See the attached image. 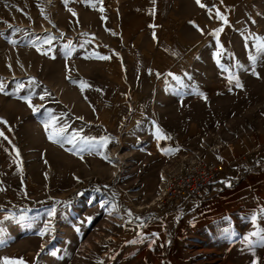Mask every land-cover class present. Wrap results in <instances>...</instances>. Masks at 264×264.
I'll return each mask as SVG.
<instances>
[{
  "label": "rangeland",
  "instance_id": "obj_1",
  "mask_svg": "<svg viewBox=\"0 0 264 264\" xmlns=\"http://www.w3.org/2000/svg\"><path fill=\"white\" fill-rule=\"evenodd\" d=\"M201 3L0 0V130L8 137H0V260L264 264L260 236L243 240L264 229V205L205 214L216 191L264 167V54L253 39L264 38V0ZM221 27L222 50L211 35ZM29 94L38 113L20 98ZM51 116L68 125V137L111 142L82 152L53 143L44 127ZM154 125L170 139L158 141ZM181 157L226 167L197 200L167 211L155 204L158 184Z\"/></svg>",
  "mask_w": 264,
  "mask_h": 264
},
{
  "label": "snow or ice",
  "instance_id": "obj_2",
  "mask_svg": "<svg viewBox=\"0 0 264 264\" xmlns=\"http://www.w3.org/2000/svg\"><path fill=\"white\" fill-rule=\"evenodd\" d=\"M68 2H70V0H65L66 4ZM153 2H154V0H153ZM196 3L202 8L207 7L205 4L201 3V0H196ZM69 11H72V10L69 9ZM212 11H213V9H209L210 13ZM73 15H76V14L73 12ZM215 16L219 20L223 21L225 25L228 24L226 16H224L219 11L218 8L215 9ZM190 23H194V22H190ZM222 31H223V27L218 28V29L214 30L213 33H211V35H214L217 38V47L219 49H221V50H222L223 46L219 44L218 37H219V34ZM253 39L255 40V47H256L258 53L264 54V38L253 37ZM10 42L15 43V41H10ZM39 50L40 49L37 48V51H39ZM221 54H222L221 51H218L217 53L214 54L215 57H216V62L218 64V66L221 68L222 71H228V69L225 68L224 65H222L220 63L219 57L221 56ZM86 58H92V57L89 56V57H86ZM95 58L100 59V60L109 59L108 56H102V55H98V54H97V56ZM250 58L252 60L256 59V57H254V56L250 57ZM9 67H11V66L9 65ZM157 75L159 76L160 74H157ZM168 75L172 76L173 79H176L177 81L180 80V78L179 77H175L174 74L169 73ZM69 79H70V77H69ZM228 79H229V82H231L233 77L230 75L228 77ZM34 84H35V79L32 78L29 81L28 85L20 83V84H17L16 87H17V90L19 91V90H23L26 87H30L31 85H34ZM236 86L242 87V85L239 83L238 79H236ZM4 90H5V85L3 83H0V92H4ZM48 95H50V93H48L45 90L44 93L39 96V99L40 100H44L45 97L48 96ZM20 98L23 99L28 104V107L32 109L33 113H38L40 111V108L42 106H36V105L32 104V102H31V94L23 96V97H20ZM80 119H82V117ZM60 120H61V117L51 116L50 121H46L44 123L45 131L48 133V139L50 141H52L53 143H59L61 146H63L64 143H69V144L73 145V148H76L79 145L80 146L79 147V151L82 152L84 150H88V151H92L94 149L98 150L100 147H104V146H106L107 143L111 142V138H101L99 141H97L96 138L84 137V136L79 135V133H75V132L72 134L71 137H68L66 135L68 125L61 124ZM0 123L7 124V122L3 121L2 118H0ZM50 127L52 129L51 131H49ZM154 127H155V133L154 134H155V136H156L158 141L160 139H170V137H168L158 125H154ZM0 137H3L5 140H8V137L5 135L3 130H0ZM9 143H10V141H9ZM71 150L72 149H69V151H71ZM178 150L179 149H176V151H178ZM15 151H16L17 155H19V150L15 149ZM164 154H168V153L165 152ZM104 158L108 159L107 157H104ZM229 186H231V185L229 184ZM112 210L113 211L116 210V206L115 205H113V209ZM54 214H55V208L50 209L48 211V213H47L48 216H53ZM129 215H131L130 212H129ZM260 215L264 216V209L261 210ZM88 219L90 220L91 218H88ZM136 219L140 220V218H136ZM256 220H257V216H256V214H254L253 217L251 218V221H250L254 225V227L256 226ZM140 226L143 227V222H141ZM48 231H49V229L46 228L45 231H43V232H41L39 234L41 236H43V235L47 234ZM77 231H79V229H77ZM153 235H158V234H153ZM254 236H260V244H261V246H264V229H259L258 231H254L252 233H249L248 235H245L243 237V240L245 242L252 243L251 237H254ZM51 254L55 255L56 253L53 252ZM0 264H24V262H23L22 258L21 259H12V258L5 257L2 260H0ZM253 264H259V261L258 260H254Z\"/></svg>",
  "mask_w": 264,
  "mask_h": 264
},
{
  "label": "built area",
  "instance_id": "obj_3",
  "mask_svg": "<svg viewBox=\"0 0 264 264\" xmlns=\"http://www.w3.org/2000/svg\"><path fill=\"white\" fill-rule=\"evenodd\" d=\"M225 167L219 161L180 159L177 168L167 172L158 184L156 206L171 211L177 202L197 200L209 181Z\"/></svg>",
  "mask_w": 264,
  "mask_h": 264
},
{
  "label": "crops",
  "instance_id": "obj_4",
  "mask_svg": "<svg viewBox=\"0 0 264 264\" xmlns=\"http://www.w3.org/2000/svg\"><path fill=\"white\" fill-rule=\"evenodd\" d=\"M236 184L231 190L223 188L216 191L207 203L212 207L211 211L204 213H210L211 216H222L230 210L241 209V205L248 204L249 207H253L256 202L264 205V167L245 175ZM187 204V201L177 202L171 211H178Z\"/></svg>",
  "mask_w": 264,
  "mask_h": 264
},
{
  "label": "trees",
  "instance_id": "obj_5",
  "mask_svg": "<svg viewBox=\"0 0 264 264\" xmlns=\"http://www.w3.org/2000/svg\"><path fill=\"white\" fill-rule=\"evenodd\" d=\"M257 165H258V163H257V162H254V163L251 164L250 167L253 168V167H256ZM97 190H98L102 195H104V196H106V197H108V198H110V199L113 198V197H112V194H111L107 189H104L102 186L98 187Z\"/></svg>",
  "mask_w": 264,
  "mask_h": 264
}]
</instances>
